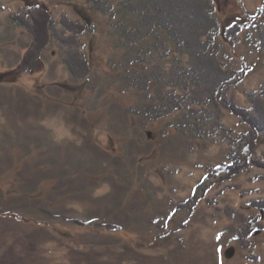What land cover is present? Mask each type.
<instances>
[{"label": "rangeland", "instance_id": "374dc122", "mask_svg": "<svg viewBox=\"0 0 264 264\" xmlns=\"http://www.w3.org/2000/svg\"><path fill=\"white\" fill-rule=\"evenodd\" d=\"M95 1L111 9L119 0ZM218 1L222 22L236 11L255 20L229 28V41L213 40L219 65L249 68L227 87L228 98L263 120L264 0ZM36 2L52 11L56 38L38 67L17 73L11 69L33 43L29 13ZM75 4L0 0V264H264V142L256 165L231 177L232 146L194 136L196 114L151 121L137 113L158 98L168 101L172 88L163 96L126 88L130 75L122 66L140 56V47L114 49L99 15L96 38H79ZM63 21L72 29L65 45L57 39ZM83 43L91 71L74 78L67 58L78 60ZM152 69L138 75L147 78ZM183 81L179 98L200 89L185 90ZM220 110L228 135L249 130L238 114ZM180 122L187 124L171 129ZM188 200L194 203L182 206ZM251 228L257 230L247 234Z\"/></svg>", "mask_w": 264, "mask_h": 264}, {"label": "trees", "instance_id": "16d2710c", "mask_svg": "<svg viewBox=\"0 0 264 264\" xmlns=\"http://www.w3.org/2000/svg\"><path fill=\"white\" fill-rule=\"evenodd\" d=\"M79 1L80 4H75L74 9L80 15L82 23L73 27L76 29L75 33L79 38H86V35L91 40L96 38L94 35L99 26H96L94 17L99 15L108 25L106 30L108 27L109 31L106 34L108 39H113L115 42L114 49L129 51L135 47H140V56L132 60V63L122 66L125 68L124 77L127 78V75H130L126 88L131 87L137 92L148 90L149 96L158 92H161L163 96L165 90L172 88L170 91L172 96L169 97L168 101H166V97L158 98L151 104L142 106V110H136L137 113L146 114L151 121L165 117H168L169 120V117L181 113L189 118L191 113H194L198 118L197 120L190 119L195 125L193 126L194 136L196 134V137L203 139L224 140L232 146L229 155L233 163L228 165L227 175L237 177L251 166L256 165L253 156L258 146L264 142V119L256 120L247 111V108L236 105L233 97L228 98L229 96L226 94L227 87L242 80L249 68L242 71H232L226 70L223 65H219L220 63L215 56L220 52V49L213 40L220 37L229 41L227 35L229 28L239 24V28L242 29L244 26L254 24V19L245 16L244 11H236L233 15L227 13L222 22V18L215 14L219 6L218 0H119L117 4L111 3V9L106 6L102 7L101 1ZM31 4L28 3V6ZM34 5L36 6L31 8L36 11H29L30 15L33 14V22L29 24L33 43L28 47L21 63L11 69L17 73L23 69L38 67L42 58L41 51L47 48L53 38H56L53 33L56 27L53 28L52 11L41 4L38 6L37 2ZM19 17L20 15L17 18ZM249 19H251L250 23ZM61 24L65 26V33L63 35L57 34V39L62 42V45H65L68 43L66 35L72 29L69 28L66 21L61 22ZM205 34L210 35V37L202 40V36ZM86 46L87 43L86 45L83 43L80 53H78V60L72 59L73 56L67 58L68 70L74 78H84L86 73L91 71L89 62L84 57ZM205 57H208L207 61L204 59ZM151 68L156 72L147 78L138 75L142 74V70H146V74H148ZM169 76L171 81L164 83L165 78L168 79ZM140 77L144 79V82L140 81ZM183 80L188 82L185 90H189L193 85L200 87L194 94L192 93V98L188 91H185L184 97L179 98V93L182 91L180 84L184 83ZM213 83L214 86H212ZM209 84L213 87L210 93L206 95V98L200 96V99L197 100L199 96L196 93L200 95L201 89L205 90ZM261 95L264 97V92ZM160 101H162L161 106L158 104ZM196 104L199 105V108L201 107L199 110H203L204 115L198 116V113L202 112L194 107ZM206 104H214L217 111H208ZM220 105L242 117V121L249 125V130L237 136L228 135L226 133L228 130L222 122ZM132 108L135 109V105H132ZM185 124L187 122H180L177 125L171 124L170 126L172 129V127ZM188 203L193 204L194 202L189 201L183 203L182 206H187ZM257 218L258 216L250 221V227L256 224ZM252 229L257 230L251 228L247 234H250ZM244 230L246 229L242 231L244 232Z\"/></svg>", "mask_w": 264, "mask_h": 264}]
</instances>
